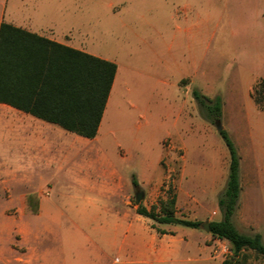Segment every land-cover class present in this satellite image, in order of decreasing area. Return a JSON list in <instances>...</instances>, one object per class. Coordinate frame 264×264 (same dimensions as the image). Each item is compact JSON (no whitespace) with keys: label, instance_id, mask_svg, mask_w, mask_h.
Masks as SVG:
<instances>
[{"label":"rangeland","instance_id":"rangeland-1","mask_svg":"<svg viewBox=\"0 0 264 264\" xmlns=\"http://www.w3.org/2000/svg\"><path fill=\"white\" fill-rule=\"evenodd\" d=\"M67 2L83 29L70 41L116 62L117 73L94 138L54 125L25 148L29 136L0 119V264H99V256L112 264L131 240L192 230L137 212L140 203L159 211L173 195L178 217L202 221L203 263L224 264L229 241L203 228L222 218L231 161L217 120L245 180L233 222L254 235L252 220L264 241V110L255 90L264 81V0ZM194 90L220 96L222 115L200 106ZM241 259L264 264L252 249Z\"/></svg>","mask_w":264,"mask_h":264},{"label":"trees","instance_id":"trees-1","mask_svg":"<svg viewBox=\"0 0 264 264\" xmlns=\"http://www.w3.org/2000/svg\"><path fill=\"white\" fill-rule=\"evenodd\" d=\"M117 73L116 62L31 33L9 23L0 28V102L30 112L45 121L86 138L96 137ZM260 84H263L260 86ZM256 98L264 110V81L255 86ZM193 96L211 115H222V99L211 98L199 90ZM221 135L231 155L224 192L218 198L220 220H211L210 233L226 239L232 255L224 264H240L241 253L252 249L264 256L260 233L239 231L233 222L238 207L241 183L240 161L229 134ZM133 184L138 185L133 179ZM161 208L139 204L137 212L155 222L199 228L200 220L176 215V196L160 201Z\"/></svg>","mask_w":264,"mask_h":264},{"label":"crops","instance_id":"crops-1","mask_svg":"<svg viewBox=\"0 0 264 264\" xmlns=\"http://www.w3.org/2000/svg\"><path fill=\"white\" fill-rule=\"evenodd\" d=\"M2 23L12 24L31 33L85 51L82 46L70 41L74 36L83 39V29L80 18L74 19L71 16L67 0H0V28ZM0 119L7 120L6 125L10 133L18 131L19 134L24 132L29 136L23 139L25 148L40 145L43 142L42 132L48 134L50 130L55 129L54 125H58L52 122H49L52 124L41 122L42 118L5 102H0ZM244 188L243 178L241 190L244 191ZM248 220L256 226V233H260L258 226L252 220ZM158 227L168 229V226L163 224ZM190 228L192 230H182L175 225L176 234L164 232L162 237H158L155 231L150 234L149 238L131 240L128 245L129 253L122 254V259L116 257L112 264H168L174 261L188 264H212L211 261L203 263L202 246L196 234L198 228ZM186 234L192 237L185 238ZM102 259L104 260L105 257L99 256L97 262L100 264Z\"/></svg>","mask_w":264,"mask_h":264},{"label":"water","instance_id":"water-1","mask_svg":"<svg viewBox=\"0 0 264 264\" xmlns=\"http://www.w3.org/2000/svg\"><path fill=\"white\" fill-rule=\"evenodd\" d=\"M216 126H217V129L221 132L223 130V125L221 124L220 120H217L216 121ZM136 198H137V201H140L142 198H143V193H137L136 195ZM203 228H205V230L207 231H210V224L209 222H205L203 224Z\"/></svg>","mask_w":264,"mask_h":264}]
</instances>
